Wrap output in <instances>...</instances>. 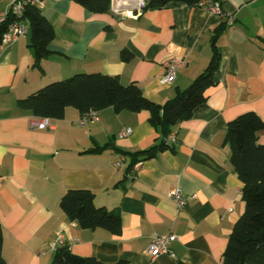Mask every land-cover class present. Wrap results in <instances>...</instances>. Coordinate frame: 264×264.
<instances>
[{
    "label": "crops",
    "instance_id": "obj_1",
    "mask_svg": "<svg viewBox=\"0 0 264 264\" xmlns=\"http://www.w3.org/2000/svg\"><path fill=\"white\" fill-rule=\"evenodd\" d=\"M11 2L0 0V11L7 12ZM43 2L55 38L41 68L35 65L30 29L0 45V224L7 264H52L59 236L74 254L105 263L222 264L246 208L244 183L225 145L228 124L247 113L264 122V0H223V15L205 5L171 3L125 17L112 10L93 14L73 0ZM225 21L228 27L217 40L221 63L207 102L175 128L174 150L137 164L134 172L128 171L131 158L114 147L94 149L109 142L128 152L152 147L161 135L148 111L108 108L99 120L81 125L82 113L70 107L42 130L31 127L37 116L18 106L51 83L95 73L118 76L124 85L137 83L162 105L206 69L213 35ZM124 50L134 55L132 61L122 60ZM175 58L184 66L172 83L163 84ZM125 129L133 133L121 137ZM259 142L264 144V133ZM178 187L191 197L183 209L169 198ZM70 189H89L98 207L120 209L121 234L69 221L61 199ZM164 234L179 237L170 245L174 257H152L153 236Z\"/></svg>",
    "mask_w": 264,
    "mask_h": 264
},
{
    "label": "trees",
    "instance_id": "obj_2",
    "mask_svg": "<svg viewBox=\"0 0 264 264\" xmlns=\"http://www.w3.org/2000/svg\"><path fill=\"white\" fill-rule=\"evenodd\" d=\"M93 14H107L112 0H73ZM144 12L162 9L171 3H186L191 7L212 1L219 3L222 13L223 0H145ZM22 18L30 24V47L35 55V65L51 55L50 43L55 38V29L37 6L27 5ZM19 17L9 12L7 22L0 26V45L10 23ZM226 21L215 30L212 38V58L206 69L185 89H178L176 95L164 104L149 100L137 83L124 85L118 76L101 73L77 74L63 81L49 84L27 98L18 101L23 110L31 111L37 117L63 119L66 110L74 107L82 115L90 111L113 108L115 112L139 113L148 111L150 123L160 133V140L147 150L128 152L116 148L112 142L94 149L101 152L114 147L117 152L131 158L128 168L134 172L137 164L155 158L160 152L174 150L175 143L169 137L181 123L191 120L195 110L208 100V91L216 85L215 73L221 63V51L217 40L227 29ZM122 60L130 62L134 55L124 50ZM264 133V122L255 113L244 114L228 124L225 145L231 149L233 171L244 183V214L237 221L223 254L222 264H264V144L259 142ZM61 208L69 221H78L84 229H102L114 235L122 232L120 209L109 210L98 207L95 193L89 189H70L61 199ZM0 264H7L3 256V229L0 224ZM52 264H132L126 261L105 263L95 257L74 254L64 243L56 248Z\"/></svg>",
    "mask_w": 264,
    "mask_h": 264
},
{
    "label": "built area",
    "instance_id": "obj_3",
    "mask_svg": "<svg viewBox=\"0 0 264 264\" xmlns=\"http://www.w3.org/2000/svg\"><path fill=\"white\" fill-rule=\"evenodd\" d=\"M37 6L40 9L43 8V0H12L11 7L7 12L0 11V26L7 22L8 13L11 12L16 17L20 19L10 23L7 27V31L3 36V44L13 43L21 37L27 36L30 24L27 19L22 18L24 14L25 7L27 5ZM203 5L209 7V9L219 15H223L219 3H213L212 1L203 3ZM146 7L145 0H112L111 10L114 14L120 17H125L129 13L139 16L144 12ZM229 24H233L234 18L228 17ZM184 66V61L179 58L173 59L167 64V72L162 79L163 84L172 83L175 80L177 71ZM100 118V111H90L85 113L80 120V124L84 125L90 121H97ZM31 127L46 130L51 127V119L48 117H37L31 121ZM133 133L132 129H125L120 136L126 137ZM177 140L176 132H174L170 137L169 141L175 143ZM124 162V158L121 157V161L118 163L120 165ZM138 167L136 165L135 169ZM169 198L172 199L179 209L185 208L191 197L185 195L181 188L172 189L169 193ZM179 237L175 234H164V235H154L152 241L148 247V253L152 257H157L162 254H169L174 257V253L170 249V245L177 241ZM64 244L63 237L59 236L57 241L54 243L53 248H57L59 245Z\"/></svg>",
    "mask_w": 264,
    "mask_h": 264
}]
</instances>
